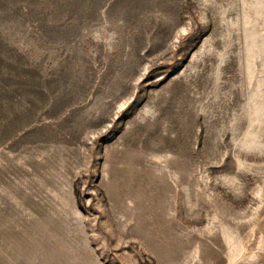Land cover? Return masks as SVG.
Wrapping results in <instances>:
<instances>
[{"label": "rangeland", "instance_id": "374dc122", "mask_svg": "<svg viewBox=\"0 0 264 264\" xmlns=\"http://www.w3.org/2000/svg\"><path fill=\"white\" fill-rule=\"evenodd\" d=\"M0 264H264V0H0Z\"/></svg>", "mask_w": 264, "mask_h": 264}]
</instances>
